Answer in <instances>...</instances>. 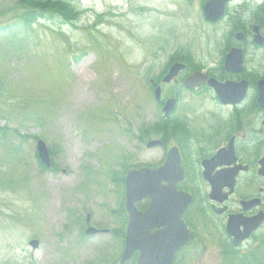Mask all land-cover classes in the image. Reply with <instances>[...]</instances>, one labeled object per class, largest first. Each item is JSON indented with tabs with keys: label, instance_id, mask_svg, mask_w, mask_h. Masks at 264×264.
Returning a JSON list of instances; mask_svg holds the SVG:
<instances>
[{
	"label": "rangeland",
	"instance_id": "obj_1",
	"mask_svg": "<svg viewBox=\"0 0 264 264\" xmlns=\"http://www.w3.org/2000/svg\"><path fill=\"white\" fill-rule=\"evenodd\" d=\"M15 1L0 0V264H111L102 254L119 257L116 235L86 237L84 219L88 212L93 227L117 228L112 171L161 159L137 139L159 113L149 78L181 47L211 50L231 21L208 25L204 0H71L78 20L24 28L12 25ZM254 64L264 72V51ZM37 139L54 151L48 170ZM34 238L37 249L28 245ZM217 240L204 236L188 264H221L227 241Z\"/></svg>",
	"mask_w": 264,
	"mask_h": 264
},
{
	"label": "flooded vegetation",
	"instance_id": "obj_2",
	"mask_svg": "<svg viewBox=\"0 0 264 264\" xmlns=\"http://www.w3.org/2000/svg\"><path fill=\"white\" fill-rule=\"evenodd\" d=\"M234 4L236 6L230 12ZM223 10L224 15L218 20H205L208 25H218L226 18L231 21V27L219 44H214L211 50L205 53L200 51L199 54L192 52L190 47L184 48L180 52L183 59L179 61L185 68L180 69L169 83H162V77L171 65L169 64L164 74L154 82L155 86L160 85L162 99L155 119L157 135L152 137L159 141V146L150 150H158L161 159L148 167L162 165L169 150L174 148L184 176L176 187L193 197L192 203L181 215L191 238L186 246L176 252L173 264H188L190 260H195L207 245L204 236L209 235L218 243L220 240L217 237L230 242L225 229L229 215L241 213L244 217H251L258 212L264 213V178L257 173L258 160L263 155L264 110L257 102L256 85L258 79L264 78V72L257 70L254 64L255 52L264 51V44L258 45L253 41L256 34L264 41V0L253 1V4L245 0H231L224 4ZM233 47L239 48L242 53V66L239 70H236L238 65L236 66L234 57L225 65L227 53ZM214 50L217 51V56L209 54ZM195 73L203 75L202 84L192 81L190 85H184V80ZM210 79L218 82L246 80V98L235 105L221 104L214 89L207 84ZM165 89L167 91L164 94ZM170 97L175 100L173 110L164 114L160 110L165 99ZM230 143L233 145L235 161L228 165L227 162L234 157L227 150ZM223 148L225 150L220 152ZM218 151L220 154L216 157ZM215 157L214 161L218 162L216 164L212 162ZM235 164H241L245 168L238 169L233 190L229 193V188L224 186L218 192V201H223H213L210 197L212 187L207 177ZM172 174L174 176V172ZM251 198L258 199V204L245 205L244 209L240 201ZM147 203L148 200L141 201L137 204L138 209L144 208ZM125 226L126 223L119 230L123 236L122 244L126 234ZM263 228L264 222L258 231ZM253 235L254 233L248 241L252 240ZM134 260L133 258L127 264H133Z\"/></svg>",
	"mask_w": 264,
	"mask_h": 264
},
{
	"label": "water",
	"instance_id": "obj_3",
	"mask_svg": "<svg viewBox=\"0 0 264 264\" xmlns=\"http://www.w3.org/2000/svg\"><path fill=\"white\" fill-rule=\"evenodd\" d=\"M226 0H213L209 1L204 6V11L207 19H214L221 15V7ZM217 5V6H215ZM217 8V9H216ZM171 72L166 76L165 80H169L173 72H176L178 65L172 66ZM259 89V104L264 108V81L257 83ZM217 90L219 98L223 103H232L240 101L243 97L246 89L245 84L229 83L224 84L213 82ZM156 98L159 95V90H156ZM173 105V100L166 103L164 111L170 112ZM148 146H150L148 144ZM36 150H38V159L46 166L50 165L49 153L45 143L40 139L37 142ZM176 161L177 157L173 158ZM169 160V161H170ZM259 173L264 175V157L260 159ZM176 165L165 164L162 168L149 171L146 168H140V170H130L126 176L125 189H126V210L129 212L127 236H126V248L123 253V259H128L132 256L133 251L139 250L140 255L136 261V264H170L173 257V251L185 244L188 233L184 229V226L179 220L180 213L184 210L185 206L189 203L190 199L188 195L177 192L174 185L176 180H169L168 186H163L160 181L164 179L167 169H171ZM177 167V165H176ZM235 171L231 172L226 178L230 179L229 185L233 186V178ZM223 175L217 176L214 179L213 184L220 186V179ZM143 197L151 199L150 205L144 211H137L135 208V202L139 201ZM261 216H254L252 220L243 222V220L232 219L230 220L228 231L231 234L235 242H240L241 238L247 236V234L255 229L261 222ZM245 224L246 231L244 233L238 232V226ZM154 226L161 227L160 230H155L154 233H150L149 230ZM93 229H88L85 233L92 232ZM30 245L34 248L38 245L37 240L30 242Z\"/></svg>",
	"mask_w": 264,
	"mask_h": 264
},
{
	"label": "trees",
	"instance_id": "obj_4",
	"mask_svg": "<svg viewBox=\"0 0 264 264\" xmlns=\"http://www.w3.org/2000/svg\"><path fill=\"white\" fill-rule=\"evenodd\" d=\"M15 2L20 10L13 26L15 24V26L31 28L39 20L53 22L57 19L68 23L76 20L79 15L78 9L70 0H16ZM12 29L7 27L8 31ZM140 138H143L142 134ZM52 153H54L53 149L50 151L51 155ZM241 264H264V237L256 248L244 256Z\"/></svg>",
	"mask_w": 264,
	"mask_h": 264
}]
</instances>
